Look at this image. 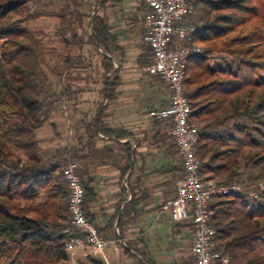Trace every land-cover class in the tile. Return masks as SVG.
<instances>
[{
    "label": "trees",
    "instance_id": "obj_1",
    "mask_svg": "<svg viewBox=\"0 0 264 264\" xmlns=\"http://www.w3.org/2000/svg\"><path fill=\"white\" fill-rule=\"evenodd\" d=\"M63 1L52 11L42 7L43 0H0V264H72L65 247L71 234L65 232L70 214L64 167L71 162L79 166L85 214L102 233L91 214L98 193L80 165L93 156L98 166L117 165L122 179L135 164L131 145L119 142L132 134L111 128L104 119L121 85L120 66L115 67L118 38L98 11L104 0H94L99 5L90 13L92 0ZM189 2L194 12L187 23L195 27L191 44L202 55L186 60L183 87L191 121L199 126L201 175L226 185L238 181L242 172L248 174L241 193L214 197L210 203L217 251L228 258L226 264H264V188L258 190L264 182V0ZM42 19L57 21L52 39L29 27ZM88 93L96 100L86 108L83 96ZM62 104L80 114L75 144L45 158L40 133L45 126L56 132L54 120ZM150 119L164 124L152 140L167 145L174 160L171 170L178 174L175 184L183 169L171 123ZM250 189L259 191L258 199L248 196ZM134 198L133 193L124 207L134 206ZM122 223L120 219V232ZM86 261L104 264L92 256Z\"/></svg>",
    "mask_w": 264,
    "mask_h": 264
},
{
    "label": "crops",
    "instance_id": "obj_2",
    "mask_svg": "<svg viewBox=\"0 0 264 264\" xmlns=\"http://www.w3.org/2000/svg\"><path fill=\"white\" fill-rule=\"evenodd\" d=\"M106 6L108 8L101 14L110 24L111 33L118 38L120 50L116 58L119 64L115 62V67L120 66L121 85L117 99L107 104L104 119L111 128H121L132 134L119 142L128 141L131 145L132 153L135 152L131 162L135 159V164L121 179L115 164L108 162L98 166L93 156L82 161L80 167L98 193L91 214L101 234L115 243H109L102 253L78 249L72 253L71 263L84 264L86 257L92 256L104 264H194L190 221L174 223L164 208L166 201L176 195L180 178L172 184L178 175L171 170L174 160L167 145L155 144L152 140L153 134L162 130L164 124L154 125L148 112L167 105L170 93L160 81L145 72L151 60L149 47L143 41L147 8L141 0H119L112 5L106 3ZM141 70L145 76L140 74ZM83 98L88 102L96 100L95 95L87 94ZM100 137L104 143L109 142L108 136ZM127 178L133 192L128 188ZM133 193L136 204L125 208ZM120 219L123 221L121 232L118 229Z\"/></svg>",
    "mask_w": 264,
    "mask_h": 264
},
{
    "label": "built area",
    "instance_id": "obj_3",
    "mask_svg": "<svg viewBox=\"0 0 264 264\" xmlns=\"http://www.w3.org/2000/svg\"><path fill=\"white\" fill-rule=\"evenodd\" d=\"M148 9L144 20L143 41L150 49L151 62L145 68L149 75L158 77L170 92L169 105L153 109L150 117L167 119L171 123V135L182 161V176L177 182L176 195L166 201L174 223L190 221L192 225L191 255L194 264H226L228 258L217 251L216 230L210 225V203L214 197L239 194L242 188L233 182L219 185L201 175L203 164L198 159L197 143L199 126L191 121V109L183 87L185 62L188 58L202 55L197 45H192L195 27L187 20L194 12L189 0H141ZM68 191L70 222L65 229L71 234L65 247L68 252L90 249L102 253L107 240L87 218L84 203V187L78 165L68 163L63 169ZM263 184H259V191ZM259 191L249 190L251 199H258Z\"/></svg>",
    "mask_w": 264,
    "mask_h": 264
},
{
    "label": "rangeland",
    "instance_id": "obj_4",
    "mask_svg": "<svg viewBox=\"0 0 264 264\" xmlns=\"http://www.w3.org/2000/svg\"><path fill=\"white\" fill-rule=\"evenodd\" d=\"M91 1V0H86ZM107 0H104V8L99 9L98 11L101 13H103L108 6H106V2ZM91 9L89 11V13L92 11V6L95 8H93L94 10H96L98 8V5H95L94 0L91 1ZM64 1L63 0H43V4H45L46 6H42L48 10H52V11H56L59 10L61 8V6L63 5ZM112 5V3H110ZM34 8V6H31V11ZM41 7H37V9H39ZM57 24V21L54 19H42L39 21L34 22L33 24H30L29 27L31 29H39V30H43L45 31V33L48 35L49 38H53L54 36V28ZM58 45V44H55ZM76 52V51H75ZM140 74L143 76L145 73H143V71H140ZM145 76V75H144ZM89 96L94 95L93 93H88ZM90 104H86V108L89 106H93L91 105L92 102H88ZM80 107V106H79ZM81 107H84L85 109V104L82 105ZM80 107V108H81ZM83 110V108H81ZM80 114L77 113L74 115L73 113V107L69 104H62L61 107V111H59L55 117L54 122L56 123V132L53 131L52 128H49L48 126H45L43 128V130L40 133V138L42 140V153L43 156L45 158H52V157H56V154L58 151L64 149L65 147H67L68 145H72L75 144V139L77 136V133L75 131V120L79 119ZM247 173L246 172H242L241 177L238 179V181H235V183L239 184L240 186H242L241 182L246 180L247 177ZM264 182H261V184H263ZM260 184V183H259ZM171 188H173L171 186ZM263 188H264V184H263ZM250 190H254V189H250ZM258 190H259V185H258ZM109 240V239H107ZM111 240V239H110ZM109 240V241H110ZM111 245V244H110ZM108 246V244H107ZM106 246V247H107ZM113 246V245H112ZM75 252V251H74ZM73 252H69L70 254V258L72 256Z\"/></svg>",
    "mask_w": 264,
    "mask_h": 264
}]
</instances>
